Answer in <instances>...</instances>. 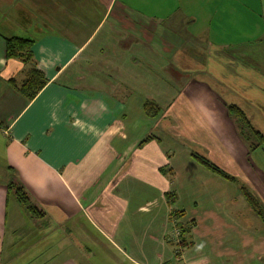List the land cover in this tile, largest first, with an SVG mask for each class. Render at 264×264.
<instances>
[{
  "label": "crops",
  "instance_id": "crops-1",
  "mask_svg": "<svg viewBox=\"0 0 264 264\" xmlns=\"http://www.w3.org/2000/svg\"><path fill=\"white\" fill-rule=\"evenodd\" d=\"M231 104L264 132V0H0V264H264V142Z\"/></svg>",
  "mask_w": 264,
  "mask_h": 264
},
{
  "label": "trees",
  "instance_id": "trees-1",
  "mask_svg": "<svg viewBox=\"0 0 264 264\" xmlns=\"http://www.w3.org/2000/svg\"><path fill=\"white\" fill-rule=\"evenodd\" d=\"M32 43H33L32 40L23 37L7 38L6 39L7 57L21 56L25 60L32 61L33 55L30 49ZM46 82L47 79L45 78L44 73L36 67V63L35 61H33V67L29 71L26 80L22 83L19 89L28 98H33L43 88ZM153 105L154 103L151 101H148L146 104V109L149 112V114H156V111L154 113L151 112V109L154 108ZM229 108L231 112L235 114L239 119L238 126L241 135H243L245 139H248L252 142L251 143L252 149L259 147L264 142V134L252 125L245 111L242 108H240L238 105L231 104ZM195 157L208 169L216 173H219L224 177L232 178L231 176L227 175L223 170H221L215 163L210 161L208 158L198 154H195ZM242 190L245 196L247 197L249 203L255 209V211L258 214H260L264 219V208L260 203V201L256 198V196L252 193V191H250L246 187H243ZM16 193L21 203H23L29 210L31 211L37 210L36 206L31 203L30 198L23 187H18ZM167 195L170 199H172L170 201L173 202L175 198V194L173 192H167ZM175 213L177 214V212H174V214ZM176 226L181 231L180 241L178 244H176L177 245L176 257H180L182 248L190 244L188 240V235L190 234L192 226L191 225L186 226L181 221H177Z\"/></svg>",
  "mask_w": 264,
  "mask_h": 264
},
{
  "label": "rangeland",
  "instance_id": "rangeland-1",
  "mask_svg": "<svg viewBox=\"0 0 264 264\" xmlns=\"http://www.w3.org/2000/svg\"><path fill=\"white\" fill-rule=\"evenodd\" d=\"M237 118V116H236ZM256 118V124L258 126V128L263 129L264 131V120H261L258 117ZM260 126V127H259ZM264 133V132H263ZM253 160H255L261 167L264 168V143L254 152V154L252 155ZM264 170V169H263ZM256 222L258 221V218H255Z\"/></svg>",
  "mask_w": 264,
  "mask_h": 264
},
{
  "label": "built area",
  "instance_id": "built-area-1",
  "mask_svg": "<svg viewBox=\"0 0 264 264\" xmlns=\"http://www.w3.org/2000/svg\"><path fill=\"white\" fill-rule=\"evenodd\" d=\"M180 229L177 227V228H175L174 229V233H175V238L174 239H176L177 240V244L179 243V241H180Z\"/></svg>",
  "mask_w": 264,
  "mask_h": 264
}]
</instances>
